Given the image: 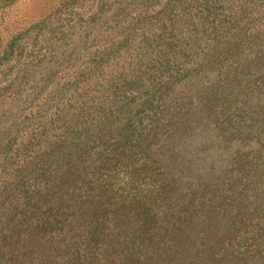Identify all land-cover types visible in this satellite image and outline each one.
I'll return each instance as SVG.
<instances>
[{
    "label": "rangeland",
    "instance_id": "obj_1",
    "mask_svg": "<svg viewBox=\"0 0 264 264\" xmlns=\"http://www.w3.org/2000/svg\"><path fill=\"white\" fill-rule=\"evenodd\" d=\"M177 135L249 184L183 264H264V0H0V264L155 262Z\"/></svg>",
    "mask_w": 264,
    "mask_h": 264
},
{
    "label": "trees",
    "instance_id": "obj_2",
    "mask_svg": "<svg viewBox=\"0 0 264 264\" xmlns=\"http://www.w3.org/2000/svg\"><path fill=\"white\" fill-rule=\"evenodd\" d=\"M167 147V152H170L169 155L166 154L168 163L167 165H171V169L174 170H168L166 167V170L169 173L173 174L174 176L170 177V181L167 183L168 187H166V191L163 190L164 194H166V200H157V203L160 205H166L168 206L169 202L171 201V198L169 196V193H176L181 194L183 193V211L181 215L182 217H174L175 215L171 212H168V216H166V219H170V222L168 224H171V226H176L175 229H173L174 234L173 237L168 239L173 242V244H168V241H164L163 246H158L155 250V262H150L148 264L152 263H162V264H172V262L176 264H183V252L186 251V247L190 244L200 242L201 239L205 238L199 237L200 231L198 228L200 227L197 225L198 221L196 219V216L199 212V210L204 211L205 208L208 209L210 215H207L208 221H215V219L219 216L218 213V207L217 205H225L229 204L230 209L227 207L226 211L233 212L237 214L241 219V224L244 225L245 221L249 220L247 211H248V205L246 202V197L248 193V186L249 184H244V178L247 176L246 172H244L242 165L239 168V171L236 173L234 170H228L223 169L220 174L219 178L217 179L216 187H211L209 184L204 183L202 179V170L203 167H200L198 164L201 161L200 159H197L195 154H198L199 152L195 150V152L189 154L187 153V150L183 151V149H187L188 145L186 144V136L183 138V135H177L175 137V141L169 143ZM178 149V152H173V150ZM181 150V151H180ZM191 152V151H190ZM235 175L234 176V187H237L236 189H225L223 187H220L218 189V182L220 179V185L222 184V178L228 176V175ZM243 184L242 186H240ZM240 186V187H239ZM194 195H209L212 197L211 204L210 202H196L193 198ZM217 198H219L220 203L215 202L217 201ZM215 199V201H213ZM156 201V200H155ZM195 202V204H194ZM232 205V207H231ZM210 216V217H209ZM223 216L226 217L225 213ZM230 216V215H229ZM234 216V214H233ZM235 217V216H234ZM183 219V224H182ZM229 218H226V222H228ZM203 223V222H202ZM208 224V223H207ZM182 225V226H181ZM220 226V225H219ZM183 230V231H182ZM231 229H226L227 235H231L233 231H230ZM142 237L139 238V241H151V238L146 236V234L141 235ZM223 238H229L225 236L220 235ZM231 237V236H230ZM210 238H207V241H209ZM141 242V243H142ZM156 244V243H155ZM162 252H158L162 247Z\"/></svg>",
    "mask_w": 264,
    "mask_h": 264
}]
</instances>
